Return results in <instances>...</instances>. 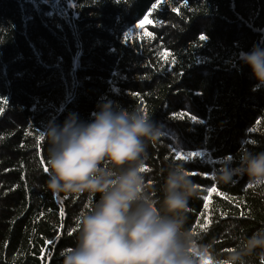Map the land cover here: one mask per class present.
<instances>
[{
  "label": "trees",
  "instance_id": "1",
  "mask_svg": "<svg viewBox=\"0 0 264 264\" xmlns=\"http://www.w3.org/2000/svg\"><path fill=\"white\" fill-rule=\"evenodd\" d=\"M254 45L264 0H0V264H62L75 246L76 217L99 195L47 188L41 131L71 113L90 122L102 102L159 127L146 185L162 201L164 170L184 164L199 186L185 225L198 242L223 255L264 228V186L213 177L240 151H264V86L253 90L240 59ZM259 252L248 264H264Z\"/></svg>",
  "mask_w": 264,
  "mask_h": 264
},
{
  "label": "clouds",
  "instance_id": "2",
  "mask_svg": "<svg viewBox=\"0 0 264 264\" xmlns=\"http://www.w3.org/2000/svg\"><path fill=\"white\" fill-rule=\"evenodd\" d=\"M240 59L258 81L253 90L264 86V48L254 45ZM97 108L90 122L71 113L62 125L50 121L41 131L48 145L47 188L53 194L88 193L93 200L99 195L76 217V243L62 253V264H248L257 249L264 257V228L223 255L213 243L194 238L185 225L199 186L181 162L164 170L163 199L154 203L142 169L149 144L161 139L159 127L137 108H114L112 102ZM244 176L264 186V151H240L238 161L234 157L213 173L225 184ZM235 228L226 231L238 236Z\"/></svg>",
  "mask_w": 264,
  "mask_h": 264
},
{
  "label": "snow or ice",
  "instance_id": "3",
  "mask_svg": "<svg viewBox=\"0 0 264 264\" xmlns=\"http://www.w3.org/2000/svg\"><path fill=\"white\" fill-rule=\"evenodd\" d=\"M149 22H150V21H148L147 19H145V20H143V21L140 22V24L138 25V27L143 28V27L145 26V24H146V23H149ZM200 38H201V39H206V37H204V36H201ZM40 139H43V136H41ZM177 158L180 159V158H183V157H182L181 155L178 154V155H177ZM45 171H47V168H45ZM142 171H143V172L147 171V168L144 167V168L142 169ZM193 174H195V173H193ZM211 191L215 192L216 190H215V189H212Z\"/></svg>",
  "mask_w": 264,
  "mask_h": 264
}]
</instances>
